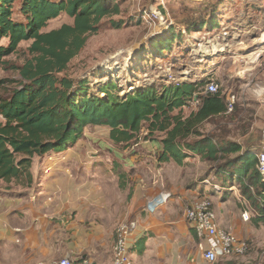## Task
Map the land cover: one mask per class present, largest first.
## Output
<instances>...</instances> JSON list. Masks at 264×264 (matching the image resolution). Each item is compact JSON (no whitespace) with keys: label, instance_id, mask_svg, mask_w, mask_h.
<instances>
[{"label":"trees","instance_id":"1","mask_svg":"<svg viewBox=\"0 0 264 264\" xmlns=\"http://www.w3.org/2000/svg\"><path fill=\"white\" fill-rule=\"evenodd\" d=\"M15 1L21 2L26 24L12 19ZM61 14L72 18L73 24L43 33L48 22ZM118 14L116 0H0V40H8L7 47L0 46V68L21 42L33 41L34 53L19 68V86L0 98V181L29 186L32 158L72 147L86 127L108 128L111 142L123 148L136 144L145 130L144 139L163 134L157 153L160 163L181 166L195 156L202 162L221 163L215 170V185L229 188L237 182L240 196L254 211L251 223L264 225V175L257 169L258 149L244 150L235 142L216 140L199 130L204 122L226 112L220 92L201 94L208 81L151 84L120 96L123 90L114 80L99 84L93 94L87 80L60 75L88 36L98 32L102 19ZM193 29L187 27L188 32ZM174 39L171 34L162 38L156 52L169 50ZM195 98L199 101L196 111L184 117L183 107Z\"/></svg>","mask_w":264,"mask_h":264},{"label":"rangeland","instance_id":"2","mask_svg":"<svg viewBox=\"0 0 264 264\" xmlns=\"http://www.w3.org/2000/svg\"><path fill=\"white\" fill-rule=\"evenodd\" d=\"M120 14L102 19L100 28L88 36L84 47L68 64L61 76L74 81L87 80L93 88L114 80L121 89L120 96L135 88L156 84L158 86L183 82L205 83L213 75L224 100L234 96L232 112L211 118L199 130L216 140L229 138L241 145H258L264 149V0H116ZM21 2L15 1L12 19L26 24L20 12ZM206 23L204 28L197 27ZM73 19L66 14L49 21L42 30L47 33L62 25H72ZM119 25L115 27L114 25ZM187 27L194 28L192 32ZM169 34L174 36L169 50L156 52V43ZM33 41H24L17 51L4 58L0 68V98H6L19 86V68L31 61ZM0 46L7 47L8 40L1 39ZM203 92V89H200ZM204 95L203 93H201ZM197 104L191 101L183 107L187 117L196 111ZM106 131H85L84 146L93 145L103 150H124L101 136ZM146 131L138 135L144 139ZM155 141L163 134L155 133ZM93 140V141H92ZM147 146V145H144ZM135 148V144L130 146ZM140 146H137L139 148ZM199 163L191 160L190 169H204L208 181L201 182L200 197H208L215 207L223 204L227 210L241 213L253 209L240 196L237 182L229 188L218 187L217 163ZM114 166L117 161L113 162ZM213 167V168H212ZM214 169V170H213ZM213 170V171H211ZM220 185V184H219ZM252 191V190H251ZM213 207V208H214ZM251 221L247 224H250ZM252 226H254L252 224ZM247 245L244 255L219 260L227 264H264V225L258 226L252 238L243 239Z\"/></svg>","mask_w":264,"mask_h":264},{"label":"crops","instance_id":"3","mask_svg":"<svg viewBox=\"0 0 264 264\" xmlns=\"http://www.w3.org/2000/svg\"><path fill=\"white\" fill-rule=\"evenodd\" d=\"M213 75L206 76L214 80ZM89 129L106 131L101 139L111 142L108 128L86 127L84 136ZM83 140L34 156L29 186L0 181V264H58L63 258L74 264H112L120 222L138 225L130 239L133 264H207L185 219L186 208L206 191L200 177L201 182L208 179L203 168L195 171L189 165L193 159L205 163L197 156L181 166L158 162L160 139L118 151L94 147L99 141L93 140L84 146ZM241 146L258 149L256 144ZM164 194L169 195L166 202L148 212V203ZM213 210L217 227L241 239L252 238L262 227L243 222L223 204Z\"/></svg>","mask_w":264,"mask_h":264},{"label":"built area","instance_id":"4","mask_svg":"<svg viewBox=\"0 0 264 264\" xmlns=\"http://www.w3.org/2000/svg\"><path fill=\"white\" fill-rule=\"evenodd\" d=\"M219 93V86L215 80H208L203 94L215 95ZM234 96L225 99L226 113L234 107ZM196 104L199 101L195 98ZM257 169L264 175V150L257 156ZM169 195L157 196L148 203L147 211L153 213L162 206ZM251 214L245 210L241 213L243 222H249ZM185 219L194 230L199 243L197 248L207 264H215L221 259L242 256L247 251L246 242L237 237L233 232L221 230L216 225V215L213 204L208 197L196 198L185 210ZM138 225L135 222H120L114 232L112 247V264H133L130 252V239L136 234ZM58 264H74L70 259L63 258Z\"/></svg>","mask_w":264,"mask_h":264}]
</instances>
